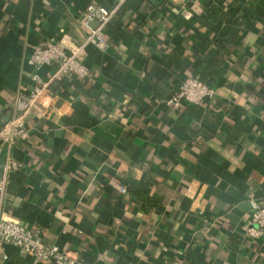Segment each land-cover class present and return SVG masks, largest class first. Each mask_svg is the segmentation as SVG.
I'll list each match as a JSON object with an SVG mask.
<instances>
[{"label":"crops","instance_id":"0c3cea01","mask_svg":"<svg viewBox=\"0 0 264 264\" xmlns=\"http://www.w3.org/2000/svg\"><path fill=\"white\" fill-rule=\"evenodd\" d=\"M90 1L116 5L0 0V122L33 71L36 44L83 42ZM105 33L107 50L87 45L77 56L91 76L55 82L50 107L25 120L28 139L4 147L0 176L7 156L22 164L6 173L20 192L7 189L5 214L87 264H264V241L241 228L248 194L264 205V0H123ZM204 74L212 99L164 107ZM143 177L155 206L116 188ZM0 264L54 263L6 244Z\"/></svg>","mask_w":264,"mask_h":264},{"label":"built area","instance_id":"2783aa9c","mask_svg":"<svg viewBox=\"0 0 264 264\" xmlns=\"http://www.w3.org/2000/svg\"><path fill=\"white\" fill-rule=\"evenodd\" d=\"M123 0H116L113 8H107L90 1L86 4L79 17V25L84 31L82 43L73 44L69 39L47 37L36 44L27 58V63L33 68L28 81L20 87V92L13 103V114L3 123L0 122V164L3 149L8 150L14 145L28 139L29 131L25 120L35 109L41 112L50 107L49 102L54 98L52 86L55 82L69 76L86 79L91 76L90 67L78 59V54L85 46L90 45L98 51L108 49L110 42L105 28L114 16L117 7ZM53 65V70L44 71V67ZM215 90L195 77H187L170 97L162 101L164 107L178 110L184 104L198 105L204 100L212 99ZM22 164L7 156L5 174L0 176V248L9 244L17 248L22 256H30L54 264H87L79 259L74 251L61 248L54 243H46L41 230L32 228L21 220L9 217L4 212V201L7 192L8 177L11 169ZM116 188L125 192L122 185ZM250 215L241 228L245 237L251 240L264 241V205L255 197L248 194ZM6 259V256H3Z\"/></svg>","mask_w":264,"mask_h":264},{"label":"trees","instance_id":"16d2710c","mask_svg":"<svg viewBox=\"0 0 264 264\" xmlns=\"http://www.w3.org/2000/svg\"><path fill=\"white\" fill-rule=\"evenodd\" d=\"M97 4H99V3H97ZM210 6H211V8H213V5L210 4V1H209L207 3V7L206 8H208ZM211 8L209 10H207V12L212 10ZM221 41L223 43L224 39L220 38L217 41L215 40V44L220 45L221 46L220 48L224 49V45H222ZM209 77H211V75L207 76V75L204 74V76H202L200 78V81L205 82L207 84V83H209V81L207 79ZM3 88H4V84H3V81L0 79V104L1 105H4L6 103L5 99L1 95V91L3 90ZM176 90H178V89H176ZM175 91H173V93ZM171 95H169L167 97H170ZM167 97H165V98H167ZM165 98H163L162 101ZM144 110L145 109H142V111H144ZM12 180H13L12 185H9L10 184L9 183L7 185L8 186L7 189L10 192L19 193L20 192V187H19L20 179L17 178L16 180L15 179H12ZM122 184H123L122 186L125 188V192L124 193L130 199L138 200V201H141V202H145L146 204H148L150 206H153V205L155 206L158 203H160V197L159 196H155L154 194L153 195H148L149 194V188L151 186V180L149 178L143 177L140 180H134V179L128 178V179H124L122 181Z\"/></svg>","mask_w":264,"mask_h":264}]
</instances>
